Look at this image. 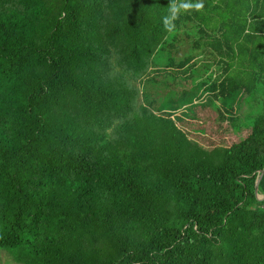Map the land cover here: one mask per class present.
Returning a JSON list of instances; mask_svg holds the SVG:
<instances>
[{
  "label": "trees",
  "instance_id": "16d2710c",
  "mask_svg": "<svg viewBox=\"0 0 264 264\" xmlns=\"http://www.w3.org/2000/svg\"><path fill=\"white\" fill-rule=\"evenodd\" d=\"M263 85L264 0H0V250L264 264Z\"/></svg>",
  "mask_w": 264,
  "mask_h": 264
},
{
  "label": "rangeland",
  "instance_id": "374dc122",
  "mask_svg": "<svg viewBox=\"0 0 264 264\" xmlns=\"http://www.w3.org/2000/svg\"><path fill=\"white\" fill-rule=\"evenodd\" d=\"M254 102H263L264 101V85L258 89V91L255 93V95L253 96V100ZM249 104V103H247ZM244 111H245V116L247 118H252V112L253 114H256L259 112V108H255L253 110H248V106H244ZM0 264H21V263H18L14 260V258L11 256L10 253L6 252V251H3V250H0Z\"/></svg>",
  "mask_w": 264,
  "mask_h": 264
},
{
  "label": "water",
  "instance_id": "95a60500",
  "mask_svg": "<svg viewBox=\"0 0 264 264\" xmlns=\"http://www.w3.org/2000/svg\"><path fill=\"white\" fill-rule=\"evenodd\" d=\"M263 173H264V168L261 170L260 175L256 179L255 186H254V191H255L256 197L260 198V199H264V194L257 193V186H258L259 179L261 178Z\"/></svg>",
  "mask_w": 264,
  "mask_h": 264
},
{
  "label": "clouds",
  "instance_id": "9594fccd",
  "mask_svg": "<svg viewBox=\"0 0 264 264\" xmlns=\"http://www.w3.org/2000/svg\"><path fill=\"white\" fill-rule=\"evenodd\" d=\"M168 23V21H167V19L165 20V24H167Z\"/></svg>",
  "mask_w": 264,
  "mask_h": 264
}]
</instances>
